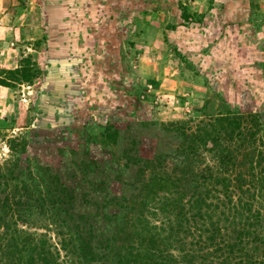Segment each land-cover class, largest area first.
<instances>
[{"label":"rangeland","instance_id":"obj_1","mask_svg":"<svg viewBox=\"0 0 264 264\" xmlns=\"http://www.w3.org/2000/svg\"><path fill=\"white\" fill-rule=\"evenodd\" d=\"M0 81V171L40 182L31 225L58 241L97 208L112 264L142 170L183 165L204 121L253 127L240 170L264 151V0H0Z\"/></svg>","mask_w":264,"mask_h":264},{"label":"trees","instance_id":"obj_2","mask_svg":"<svg viewBox=\"0 0 264 264\" xmlns=\"http://www.w3.org/2000/svg\"><path fill=\"white\" fill-rule=\"evenodd\" d=\"M21 75L28 81L24 69ZM251 129L240 113L207 119L183 165L142 170L146 174L129 200V216L116 218V231L127 230L112 264H264V151L257 152V161L251 157L247 169L237 165ZM104 133L114 141L113 134ZM198 145L209 152V165L201 162ZM190 155L194 159L188 161ZM4 173L0 171L5 179L0 186V264L107 263V255L96 253L91 242L100 239L99 222L110 224L109 217L97 214V208L88 210L83 218L87 229L57 233L61 237L53 242L31 225L29 209L41 198L25 205L27 192L43 196L40 182L21 178L13 167ZM72 241L76 243L69 247Z\"/></svg>","mask_w":264,"mask_h":264}]
</instances>
